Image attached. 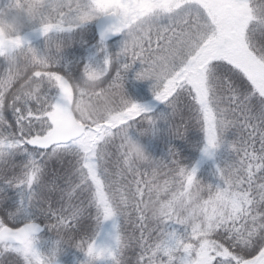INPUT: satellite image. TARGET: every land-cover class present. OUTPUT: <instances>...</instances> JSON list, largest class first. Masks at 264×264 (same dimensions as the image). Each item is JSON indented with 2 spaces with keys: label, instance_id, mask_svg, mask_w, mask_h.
Instances as JSON below:
<instances>
[{
  "label": "snow or ice",
  "instance_id": "snow-or-ice-1",
  "mask_svg": "<svg viewBox=\"0 0 264 264\" xmlns=\"http://www.w3.org/2000/svg\"><path fill=\"white\" fill-rule=\"evenodd\" d=\"M17 6L23 30L0 39V264H264V0ZM136 64L156 104L129 95ZM190 129L220 161L211 182L182 162ZM161 133L156 157L142 141Z\"/></svg>",
  "mask_w": 264,
  "mask_h": 264
},
{
  "label": "trees",
  "instance_id": "trees-1",
  "mask_svg": "<svg viewBox=\"0 0 264 264\" xmlns=\"http://www.w3.org/2000/svg\"><path fill=\"white\" fill-rule=\"evenodd\" d=\"M17 5L18 4L12 6L11 11L16 12L17 14L21 12L28 13L26 6L18 7ZM2 14L5 16H3L4 17L3 19H1V16H0V27L7 34L8 38L11 35L23 30L25 25H22L20 23L16 24L15 22H12L9 17V14L11 13H8L6 11L2 12L1 7H0V15ZM113 50H115V45H113ZM139 69H140V65L136 64L133 66L132 70H130L129 80L126 84L127 91L134 100H137L139 102H151L153 104H156L157 102H155L154 99H149L147 97L145 98L142 97L141 100L136 99L138 97L137 95H138L139 90L147 86L145 81H136L134 78L135 72L139 71ZM158 107L162 108V106H158ZM177 123H179V120H177ZM200 139H201L200 133H198L194 129H190L188 131L187 144L189 146L181 148L182 162L185 163L186 165L191 166L199 161L200 163H199L198 178L201 179L202 181L205 180V182H211L214 179L213 172L215 170V165L216 163H219L220 161L219 159L215 162L210 159L201 160L200 151L197 148L190 146V145L196 144L198 141H200ZM142 142L145 143L147 150L150 151L154 156L156 157L166 156L167 150L169 147V141H168L167 136L164 133H161L160 136L156 139H149L148 137H145L143 138ZM172 143L180 147V146L185 145L186 142L185 141H173ZM221 153H223V149L221 150Z\"/></svg>",
  "mask_w": 264,
  "mask_h": 264
},
{
  "label": "rangeland",
  "instance_id": "rangeland-1",
  "mask_svg": "<svg viewBox=\"0 0 264 264\" xmlns=\"http://www.w3.org/2000/svg\"><path fill=\"white\" fill-rule=\"evenodd\" d=\"M19 3H23V0H0V7H1L2 12L6 11L8 13H11V14H9V17H10V20L12 22H15L16 24L20 23L22 25H25L28 13L27 12H21V13L17 14L16 12L11 11L12 6H14L16 4H19ZM9 5H11V7H9ZM0 16H1V19H3L4 18L3 16H5V15L2 14ZM145 83H146L147 86H145V87H143V88H141L139 90L138 95H137L138 97L136 99H140L141 100L142 97L143 98L147 97L149 99H154L152 94H151V91H150L151 82L150 81H145ZM76 256L79 259L83 258L79 254H76ZM59 259L61 261V264H73V252L70 250V251L67 252V254L61 255L59 257Z\"/></svg>",
  "mask_w": 264,
  "mask_h": 264
},
{
  "label": "water",
  "instance_id": "water-1",
  "mask_svg": "<svg viewBox=\"0 0 264 264\" xmlns=\"http://www.w3.org/2000/svg\"><path fill=\"white\" fill-rule=\"evenodd\" d=\"M0 39L6 40V36L0 30Z\"/></svg>",
  "mask_w": 264,
  "mask_h": 264
}]
</instances>
